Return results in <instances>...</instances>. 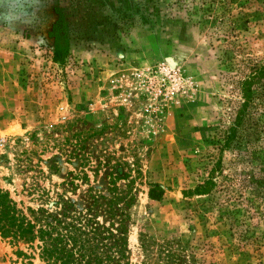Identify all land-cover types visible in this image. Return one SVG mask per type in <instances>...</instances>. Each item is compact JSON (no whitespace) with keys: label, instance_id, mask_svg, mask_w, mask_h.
I'll return each instance as SVG.
<instances>
[{"label":"rangeland","instance_id":"1","mask_svg":"<svg viewBox=\"0 0 264 264\" xmlns=\"http://www.w3.org/2000/svg\"><path fill=\"white\" fill-rule=\"evenodd\" d=\"M110 1L65 21L70 51L57 64L47 35L56 0H0V189L23 211L42 204V191L82 209L108 196L110 173L134 200L129 264L142 261V239L199 248L201 264H264L263 197L248 194L246 164L221 147L240 79L264 68V0H164L152 30L124 32L107 17H134L131 4ZM168 8L176 15L165 20ZM252 138L260 154L264 133ZM216 161V189L192 194ZM235 207L238 227L222 218ZM15 249L0 240V264H18Z\"/></svg>","mask_w":264,"mask_h":264},{"label":"trees","instance_id":"2","mask_svg":"<svg viewBox=\"0 0 264 264\" xmlns=\"http://www.w3.org/2000/svg\"><path fill=\"white\" fill-rule=\"evenodd\" d=\"M106 1L56 0L52 8L55 21L47 32L52 41V62L62 64L69 56L66 22H69L70 18H81L83 15L90 17L91 12L94 15L93 10H98ZM163 1L129 0L134 17L120 12L115 16L113 13L107 18L114 17V26L119 28V31L124 32L136 23L147 30H152L158 18L162 20L159 15L161 9L158 6ZM167 5L171 6L172 2ZM175 15L176 13H172V9L168 8L164 19H172ZM239 95L240 105L224 135L221 147L234 156L237 155L240 162L246 164L248 170L244 176L243 186L249 195L263 197L264 200V147L260 148V154H257L256 148L249 149L250 144L255 142L253 138L251 139L253 133L255 135V128L264 133V99H259L256 117L251 113L252 106H256L255 98H264L263 66L248 68L247 74L239 81ZM239 128L243 131L244 141L243 135L239 134L241 132L238 133ZM218 167L219 161H216L210 168L208 176L195 186L191 193L197 196L210 195L211 190L216 189L213 174ZM119 179L109 173L108 184L111 187L107 189L108 196H93L91 204L82 209H77L62 193L55 194V199L50 200L47 193L42 191L37 194V201H41L42 204L36 209L27 207L23 211L17 208L7 191L0 189V240L16 248L13 254L19 259L18 264H32L34 259L40 264H129L127 222L128 210L134 200L128 192L121 194L114 188L115 180ZM162 195L163 190L159 185L149 186L147 191L149 200L157 201ZM245 205L253 206L250 197L247 198ZM240 211L238 207L230 210L226 208L222 218L238 227L239 224L234 223L235 215ZM248 226L249 224L239 232L249 231ZM243 238L249 239L246 235ZM19 244L23 245L22 249L19 248ZM140 247L143 252L140 264L202 263V260L198 262L195 258L199 248L188 249L173 241L157 243L142 239Z\"/></svg>","mask_w":264,"mask_h":264}]
</instances>
